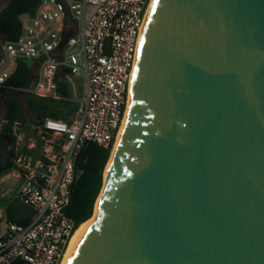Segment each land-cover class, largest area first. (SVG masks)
Instances as JSON below:
<instances>
[{
  "label": "water",
  "instance_id": "95a60500",
  "mask_svg": "<svg viewBox=\"0 0 264 264\" xmlns=\"http://www.w3.org/2000/svg\"><path fill=\"white\" fill-rule=\"evenodd\" d=\"M92 216L66 264H264V0L152 1Z\"/></svg>",
  "mask_w": 264,
  "mask_h": 264
},
{
  "label": "built area",
  "instance_id": "2783aa9c",
  "mask_svg": "<svg viewBox=\"0 0 264 264\" xmlns=\"http://www.w3.org/2000/svg\"><path fill=\"white\" fill-rule=\"evenodd\" d=\"M150 1L36 0L19 15L17 38H0V87L59 101L75 95L74 75L81 80L70 122L45 117L30 127L12 124L6 149L10 175L19 181L14 199L31 215L25 225L0 227V264H61L77 229L65 208L82 173L78 154L88 143L113 147ZM19 62L29 67V82L6 86Z\"/></svg>",
  "mask_w": 264,
  "mask_h": 264
},
{
  "label": "trees",
  "instance_id": "16d2710c",
  "mask_svg": "<svg viewBox=\"0 0 264 264\" xmlns=\"http://www.w3.org/2000/svg\"><path fill=\"white\" fill-rule=\"evenodd\" d=\"M35 4L36 0H7L5 6L0 10V33L3 39L14 40L17 38L20 31L19 15L31 12ZM30 77L31 73L27 64L19 62L5 85L22 88L27 85ZM5 90V88L0 87V95ZM62 94L64 98H67L66 91H63ZM67 104L69 103L66 100L55 101L34 96L25 99L26 107L37 118V122L45 117L70 122L64 113L58 110L59 107L64 108ZM74 107L76 111L77 105ZM3 120L5 123L2 125L0 146H6L14 139L11 134V127L14 122L22 125L27 123V116L18 99L13 97L7 99ZM109 153L110 151L107 149L88 143L78 154L76 167L82 173L72 186L69 204L65 208V214L74 221L75 227L89 220L92 215L95 200L102 186V173ZM11 156L12 154L8 151L3 159L0 155V178L12 170ZM30 215L31 212L24 207L23 210L15 211L11 205H8L5 209L7 222L25 225L28 223Z\"/></svg>",
  "mask_w": 264,
  "mask_h": 264
},
{
  "label": "rangeland",
  "instance_id": "374dc122",
  "mask_svg": "<svg viewBox=\"0 0 264 264\" xmlns=\"http://www.w3.org/2000/svg\"><path fill=\"white\" fill-rule=\"evenodd\" d=\"M7 0H0V8L6 3ZM80 75H74L73 76V89L70 88V91L75 93L74 96L70 95L68 97V103L64 108L61 106L58 108L59 111L63 112L66 119H69L70 117L74 116L75 113V107L74 105L78 104V101L81 98V85H80ZM73 94V93H71ZM31 95H28L24 92H16L11 90H5L0 95V136L2 133V125L4 124L3 115L6 108V101L8 98L13 97L19 100L21 103V106L27 116V123L26 126L30 127L34 123L37 122V118L28 110V108L25 105V99L30 98ZM33 97V96H31ZM64 121V120H63ZM1 138V137H0ZM7 153L6 146H0V155L3 159ZM110 154V153H109ZM107 163V162H106ZM104 172V170H103ZM103 175V173H102ZM2 176L0 179V194L4 193L3 197H0V209H4L8 205H11L13 207V210H23V206H21L18 202L14 200V196L16 194V190L18 187V180L11 177V176Z\"/></svg>",
  "mask_w": 264,
  "mask_h": 264
},
{
  "label": "bare ground",
  "instance_id": "6f19581e",
  "mask_svg": "<svg viewBox=\"0 0 264 264\" xmlns=\"http://www.w3.org/2000/svg\"><path fill=\"white\" fill-rule=\"evenodd\" d=\"M152 1H153V0L150 1V4H149V6H148L147 13H148V11H149V9H150V7H151ZM146 16H147V15H146ZM133 76H134V72H133V74H132V78H131V82H130V88H129V93H128L127 107H126V109H125L124 116H123V119H122V123H121L120 129H119V131H118V133H117V136H116V139H115V141H114L113 147H112V149L110 150L109 158H108V161H107V163H106V165H105L104 172H103V179L106 178V175H107L108 169H109V167H110V164H111V161H112L113 155H114V153H115V151H116L117 144H118V140H119V137H120V134H121V131H122V128H123L124 122H125V118H126V114H127V109H128V102H129V100H130V94H131V87H132ZM92 219H93V216H92L89 220H87L86 222L82 223L81 225H79V226L77 227V229L75 230V232L73 233V235H72V237H71V239H70L69 245H68L67 250H66V252H65V254H64V257H63V259H62L61 264H66V262H67L69 256L71 255V253H72V251H73V249H74V247H75L77 241L79 240V238H80L82 232H83L84 229L89 225V223L92 221Z\"/></svg>",
  "mask_w": 264,
  "mask_h": 264
},
{
  "label": "crops",
  "instance_id": "0c3cea01",
  "mask_svg": "<svg viewBox=\"0 0 264 264\" xmlns=\"http://www.w3.org/2000/svg\"><path fill=\"white\" fill-rule=\"evenodd\" d=\"M7 2V1H6ZM6 4V3H5ZM5 4L0 8V10L5 6ZM19 19V18H18ZM0 38H2L1 37V33H0ZM66 101H68V100H66ZM6 176L8 177V176H11L10 175V172L8 173V174H6ZM5 176V177H6ZM12 177V176H11ZM1 179V178H0ZM18 184H19V181H18ZM19 186V185H18ZM18 188V187H17ZM17 191V190H16ZM4 196V193H1L0 194V197H3ZM15 200V199H14ZM16 201V200H15ZM17 202V201H16ZM21 205V204H20ZM22 206V205H21ZM25 208V207H24ZM5 209H6V207L4 208V209H0V227H2V226H4L5 225V223L7 222L6 220H5ZM27 209V208H26Z\"/></svg>",
  "mask_w": 264,
  "mask_h": 264
}]
</instances>
